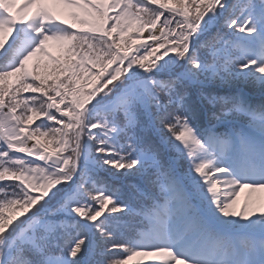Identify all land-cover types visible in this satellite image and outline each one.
<instances>
[{"label":"snow or ice","instance_id":"6c2138e0","mask_svg":"<svg viewBox=\"0 0 264 264\" xmlns=\"http://www.w3.org/2000/svg\"><path fill=\"white\" fill-rule=\"evenodd\" d=\"M261 191L264 0H0V264H264Z\"/></svg>","mask_w":264,"mask_h":264},{"label":"rangeland","instance_id":"374dc122","mask_svg":"<svg viewBox=\"0 0 264 264\" xmlns=\"http://www.w3.org/2000/svg\"><path fill=\"white\" fill-rule=\"evenodd\" d=\"M64 18H66V17H64ZM53 46H55L54 43L50 47H53ZM246 195H247V190L242 191L240 196L237 198V204H236L237 209H239V207L243 204ZM251 199L253 201V207L254 208H256L257 202L264 204V191L253 193ZM140 261L143 264H149L148 258H140Z\"/></svg>","mask_w":264,"mask_h":264},{"label":"trees","instance_id":"16d2710c","mask_svg":"<svg viewBox=\"0 0 264 264\" xmlns=\"http://www.w3.org/2000/svg\"><path fill=\"white\" fill-rule=\"evenodd\" d=\"M67 19V18H66ZM68 22L69 23H72V21L71 20H68ZM50 48V52H52L53 53V55H58V49H57V47L56 46H53V47H49ZM137 260H139L140 261V258L139 257H137V258H134L133 259V261H130L129 262V264H135V262L137 261ZM140 264H143L141 261H140Z\"/></svg>","mask_w":264,"mask_h":264}]
</instances>
